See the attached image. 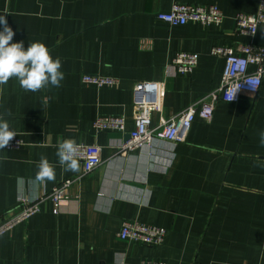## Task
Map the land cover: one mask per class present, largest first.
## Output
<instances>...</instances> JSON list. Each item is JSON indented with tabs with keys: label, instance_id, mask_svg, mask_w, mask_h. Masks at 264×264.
Segmentation results:
<instances>
[{
	"label": "crops",
	"instance_id": "1",
	"mask_svg": "<svg viewBox=\"0 0 264 264\" xmlns=\"http://www.w3.org/2000/svg\"><path fill=\"white\" fill-rule=\"evenodd\" d=\"M175 3L215 4L224 19L207 26L156 19ZM258 8L259 0H0L13 40L43 42L65 73L60 87L37 92L15 79L0 86V113L24 140L19 149H0V220L18 196L36 199L81 171L80 164L75 173L59 165V141L87 144L103 160L73 182L59 213L45 200L0 236V264H264V80L257 95L219 101L211 121L196 118L183 142L156 140L126 154L117 147L135 128L136 83H165L155 124L180 112L220 85L225 58L211 55L214 46L264 45V24L254 38L236 27L239 12ZM179 51L200 54L190 75L171 68ZM84 74L119 84L85 85ZM99 116L125 117L126 131L96 132ZM41 156L55 165L54 181H35ZM124 220L165 227L164 243L122 240Z\"/></svg>",
	"mask_w": 264,
	"mask_h": 264
},
{
	"label": "built area",
	"instance_id": "2",
	"mask_svg": "<svg viewBox=\"0 0 264 264\" xmlns=\"http://www.w3.org/2000/svg\"><path fill=\"white\" fill-rule=\"evenodd\" d=\"M156 19L170 25H183L188 22H199L204 26L219 25L224 19V12L215 4L175 3L169 12H158ZM264 24V0H259L255 13L239 12L236 16V27L239 33L254 38L259 26ZM212 56L225 58V66L220 85L199 100L192 102L180 112L170 117H161L159 123L153 122L155 112L163 114V100L166 89L162 81H142L134 87L133 118L135 128L129 132L130 139L121 141L119 154L150 146L156 140L179 143L186 140L188 132L196 118L211 121L219 101L239 102L244 95H257L264 80V45L250 41L238 49L229 45H216L210 51ZM200 54L197 52L179 51L172 59L174 73L190 75L198 65ZM251 66L254 68L251 69ZM82 83L97 88L114 86L119 80L97 74H84ZM96 132L126 131V119L123 116H99L94 121ZM77 158L81 171L73 178H67L55 185L51 191L43 192L36 199L20 195L17 206L8 211L0 220V236L10 232L20 223L27 222L34 214L40 212L41 204L51 200L54 213H59L63 201L69 198V189L73 182L80 180L98 168L103 160L94 154L89 145L77 143ZM24 140L14 135L6 148L19 149ZM167 230L163 226L152 225L138 220H124L119 237L130 243H143L148 246L161 245L165 241ZM139 264H174L168 261L145 259ZM192 264H203L194 261Z\"/></svg>",
	"mask_w": 264,
	"mask_h": 264
},
{
	"label": "clouds",
	"instance_id": "3",
	"mask_svg": "<svg viewBox=\"0 0 264 264\" xmlns=\"http://www.w3.org/2000/svg\"><path fill=\"white\" fill-rule=\"evenodd\" d=\"M0 86L10 79L18 81L25 91L37 92L43 88L60 87L65 78L62 61L53 57L48 47L40 41H32L25 46L24 41H14V31L0 15ZM7 123V117L0 113V149H5L10 139L17 135ZM259 143L264 145V131L259 134ZM56 156L65 172H78L77 153L79 145L72 138L58 142ZM35 181L48 182L56 178L55 165L45 156L36 162Z\"/></svg>",
	"mask_w": 264,
	"mask_h": 264
}]
</instances>
